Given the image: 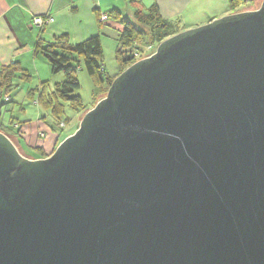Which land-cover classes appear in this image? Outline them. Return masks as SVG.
Returning a JSON list of instances; mask_svg holds the SVG:
<instances>
[{
    "label": "water",
    "instance_id": "95a60500",
    "mask_svg": "<svg viewBox=\"0 0 264 264\" xmlns=\"http://www.w3.org/2000/svg\"><path fill=\"white\" fill-rule=\"evenodd\" d=\"M22 154L0 132V264H264V0L166 39Z\"/></svg>",
    "mask_w": 264,
    "mask_h": 264
},
{
    "label": "trees",
    "instance_id": "16d2710c",
    "mask_svg": "<svg viewBox=\"0 0 264 264\" xmlns=\"http://www.w3.org/2000/svg\"><path fill=\"white\" fill-rule=\"evenodd\" d=\"M139 6L134 12L132 20L124 17L120 11L113 10L108 18L120 23L123 26L122 31L117 36V49L115 58L121 66L119 76L129 66L140 60L139 55L143 54L148 47L157 49L158 45L166 39L181 32L179 21L164 19L160 13L159 7L154 4L150 8H143V0H130ZM254 0H228L232 13H237L246 5L251 4ZM248 3V4H247ZM97 16L100 18L99 13ZM46 26L40 28L41 33ZM38 38L35 45V55L46 60L50 65L53 75L63 74V81L56 83L54 89L47 91L49 83H44L41 88L31 89L28 93L30 100L37 102L43 109L50 112L54 120L51 125L53 131L58 134V142L56 148L67 137L73 135L79 128V124L72 131L67 132L60 124L68 125L69 120L64 117L66 106L74 111H81L84 115L93 109L99 101L97 95L101 89L107 93L114 79L104 65V50L102 45V35L91 37L81 43L72 44L67 35L55 38L52 42H46L42 39V35ZM145 43V47L140 46ZM147 55L142 56L145 58ZM84 65L88 76L94 84L93 103L91 106L84 104L83 98L77 94L80 89L78 79V67ZM31 76L25 71L20 64L13 63L4 66L0 70V132L5 134L17 146L24 149L26 154L23 156L29 159H45L46 156L42 148H28L22 139L21 127L19 122H6L5 113L7 112V104L11 102V93L17 87L19 82H30ZM5 97H9L5 101ZM17 123V124H16ZM17 125V126H15ZM23 150V151H24ZM54 153V152H53ZM31 154V155H30ZM33 154V155H32Z\"/></svg>",
    "mask_w": 264,
    "mask_h": 264
},
{
    "label": "crops",
    "instance_id": "0c3cea01",
    "mask_svg": "<svg viewBox=\"0 0 264 264\" xmlns=\"http://www.w3.org/2000/svg\"><path fill=\"white\" fill-rule=\"evenodd\" d=\"M191 1L143 0L142 2L145 9L156 4L164 19L177 20L180 25L190 8ZM127 3H131V1L0 0V70L13 63L20 64L31 76L30 82L23 83L28 86V89H39L42 84L47 82L50 84L55 81L56 84L63 81L62 79L56 82L54 79L56 76L52 74L47 61L35 55V45L41 30L40 27L33 26V19L49 17L53 19L41 34L42 39L46 42H52L57 37L67 35L70 43L78 44L101 34L103 50L105 46H108L116 52L118 47L116 39L123 26L109 19L108 16L113 10H117L124 17L132 18V15L125 11L127 9L124 6ZM97 12L100 18L97 16ZM102 16L107 19L105 22L101 21ZM217 18L219 17H212L205 23L208 24ZM193 27L181 29V32ZM27 86H23V90ZM12 99L13 97H11V101ZM33 104L35 105L34 120L29 121L31 123L25 122L26 129L23 130L25 135H22V139L28 148H42L45 155L50 156L55 151L58 142V134L51 127L55 122L50 114H44L43 110L37 109L39 106L35 101ZM38 133H43L45 138L41 136L42 138L38 139ZM45 142L46 144H44Z\"/></svg>",
    "mask_w": 264,
    "mask_h": 264
},
{
    "label": "rangeland",
    "instance_id": "374dc122",
    "mask_svg": "<svg viewBox=\"0 0 264 264\" xmlns=\"http://www.w3.org/2000/svg\"><path fill=\"white\" fill-rule=\"evenodd\" d=\"M246 1H248V0H246ZM262 2H263V0H254L253 2H251V4L243 7L240 12L258 10L260 8ZM124 7H125V9H127L125 11H128V13H130L132 15L131 17H133L134 12L139 8V6L134 4V3L133 4L127 3ZM230 14H233V13L231 12L228 0H192L190 8H189V10H187L185 17L182 19V21L179 25V28L181 30V29H185L186 27H193L194 26L192 28V29H194V28L206 25L207 23H205V22L210 20L212 17L217 16L219 18H223V17L228 16ZM219 18H217V19H219ZM129 19L132 20V18H130V16H129ZM196 25H198V26H196ZM144 45H145V43H142V45H140V46L143 47ZM146 51H147V49L145 50V52L143 54L138 56V58H140V60L144 59L141 57L145 56L147 54ZM103 61H104V65L106 67L107 72L111 76L116 77L118 75L119 71L121 70V66L116 61L115 52L112 48H110L108 46L104 47ZM54 76H56V77H54L56 82L64 79L63 74H58V75H54ZM78 79H79V83H80V89L78 90L77 94L83 98L84 104L86 106H91L93 103V100H94L93 99L94 98L93 97L94 84L92 82V79L88 76V74L84 68V65H82V64L78 67ZM20 83L21 82H19V84ZM54 85H55V81H53L52 83H50L48 85V91L49 92L54 89ZM23 86H27V85L23 84V82H22L19 85V87H17L15 90H13V92L10 94L13 97V99L6 106L7 112L5 113V121L6 122L11 121V122L22 123L23 129L21 127L20 131H21L22 135H25V133L23 132V130L26 129L25 122L31 123L29 121H32V119L34 120L33 117L35 116V105L33 104L34 101L30 100L28 97L29 91L31 89L33 90L35 88L28 89V86H27L26 89L23 90ZM107 93H108V91H107ZM107 93L105 92L104 89H101L99 94L97 95V100L99 101L102 97L106 96ZM37 109L43 110L44 114H50L49 111L43 109L40 106L37 107ZM64 117L69 120L70 129L67 127L68 125H64L63 123L60 124V127L65 128V130H67V132L69 131V133H71L70 130L72 131L73 129H75L77 127L78 124L80 125V122L84 117V113L81 111H74L70 107L66 106ZM15 126H17V125H15ZM38 134H39V135H37L39 137L38 139H41L42 137L45 138V135L43 133H41V134L38 133ZM29 142L31 143L32 139ZM44 144H46V142ZM23 150L20 149V152L23 154H26L25 150L24 151Z\"/></svg>",
    "mask_w": 264,
    "mask_h": 264
},
{
    "label": "built area",
    "instance_id": "2783aa9c",
    "mask_svg": "<svg viewBox=\"0 0 264 264\" xmlns=\"http://www.w3.org/2000/svg\"><path fill=\"white\" fill-rule=\"evenodd\" d=\"M107 19L104 17V16H102V19H101V21H103V22H105ZM53 21V19L52 18H34L33 19V26H36V27H43V26H47L49 23H51ZM155 52H156V50H154L152 47H148L147 48V51H146V58L147 57H150V56H152V55H154L155 54ZM9 100V97H5V101H8Z\"/></svg>",
    "mask_w": 264,
    "mask_h": 264
}]
</instances>
